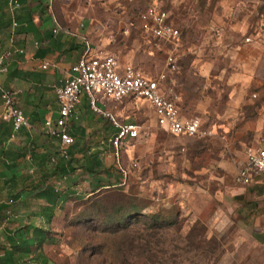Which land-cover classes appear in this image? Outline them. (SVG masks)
<instances>
[{"label":"rangeland","instance_id":"1","mask_svg":"<svg viewBox=\"0 0 264 264\" xmlns=\"http://www.w3.org/2000/svg\"><path fill=\"white\" fill-rule=\"evenodd\" d=\"M152 3L59 0L55 12L65 27L77 25L95 52L113 55L122 66L151 77L166 74L165 96L181 115L199 118L218 137H174L155 124L147 103L129 99L122 119L140 127V138L126 145L119 165L107 158V166L114 164L122 174V183L84 201L70 200L64 215L47 226L56 242L43 251L56 264H264V250L244 240V201L233 180L244 147L255 135H243L246 145L234 142V136L255 118L264 120V89L249 90L237 117H226L228 83L199 73L197 40L193 34L182 38V0L161 2L180 30L169 42L144 29L140 14ZM200 102L210 115L197 113ZM233 120L232 129L224 131L222 125ZM103 178L106 185L115 183L108 174ZM163 222L171 226L162 228ZM147 241L149 253L139 248Z\"/></svg>","mask_w":264,"mask_h":264},{"label":"crops","instance_id":"2","mask_svg":"<svg viewBox=\"0 0 264 264\" xmlns=\"http://www.w3.org/2000/svg\"><path fill=\"white\" fill-rule=\"evenodd\" d=\"M58 1L0 0V56L9 54L4 61L5 71L0 73V87L14 93L17 106L28 121L27 128L14 132L11 124L2 120L3 102L0 99V209L10 206L8 185L16 182L14 193H18L19 199L12 205V213L20 215L16 219L6 217L0 224V245L6 243L14 228L46 224L47 220L42 212L47 206L46 201L36 195L42 190L22 191L19 178L30 176L37 181L43 172H53V158L50 162L47 159L53 154L58 155L62 145L58 138L47 135L44 123L57 118L55 89L68 76L71 66L89 43L77 25L69 28L62 25L55 12ZM259 11L257 0H182V38L195 36L197 41L193 47L198 52L194 62L202 76L210 75L228 83L229 108L225 112L228 118L237 117L238 105L249 90L260 93L264 89V47L244 41L255 33ZM252 97L255 98V94ZM128 100L109 102L102 107L119 122L130 123L122 119ZM196 111L203 115L212 112L203 102L198 104ZM153 114L157 125L154 111ZM234 121L222 125L224 131L232 129ZM248 131L255 135L248 145L252 146L261 134L264 135V120L257 117L246 123L233 141L246 145V139L242 137ZM68 133L74 139V147L71 156L63 162L67 173L62 178L57 173L51 179L53 186L62 192L82 194L89 193L98 181L106 185L103 176L106 177L107 158L114 159L110 141L116 129L107 118L89 109L85 95H81L75 108V118L69 123ZM217 134L213 133L212 137H218ZM20 156L25 157L24 161L16 165L14 159ZM243 158L244 155L238 161ZM43 160L46 163L40 166ZM93 161L98 165L94 171L84 173L80 169L82 165L90 168ZM74 168L76 170L72 172ZM109 177L115 182V176ZM240 193L246 213L242 221L248 230V238L244 240L251 247L264 250V184L256 179L251 185L240 187ZM43 254L46 255L44 251ZM7 256L8 253H0V262Z\"/></svg>","mask_w":264,"mask_h":264},{"label":"built area","instance_id":"3","mask_svg":"<svg viewBox=\"0 0 264 264\" xmlns=\"http://www.w3.org/2000/svg\"><path fill=\"white\" fill-rule=\"evenodd\" d=\"M153 0L141 14L144 29L154 39L169 42L180 36V30L171 22L168 12L161 2ZM260 11L257 14V26L251 37L245 38L246 43L255 42L264 47V0H257ZM55 32V31H54ZM8 53L0 56V73L5 71L4 61ZM171 71L174 65L171 64ZM46 68V65H43ZM167 75L155 77L146 75L132 65L122 66L113 55L95 52L89 43L77 62L71 66L68 76L55 89V100L58 105V115L55 120L44 123L46 133L60 140L62 147L74 144V139L68 133L69 123L75 118V108L85 95L89 109L107 118L116 129L111 139L113 157L119 165L122 151L128 142L140 138V128L133 123L119 122L103 107L109 102H119L124 99L144 100L153 109L157 126L174 137L203 138L213 136V131L204 126L197 117L182 118L176 102L166 98L161 85ZM0 99L3 102L2 120L10 123L12 130L18 132L28 127V121L18 108L14 93L0 87ZM244 158L237 162L233 176L237 186L251 185L260 179L264 184V135L256 143L248 146L243 152Z\"/></svg>","mask_w":264,"mask_h":264},{"label":"trees","instance_id":"4","mask_svg":"<svg viewBox=\"0 0 264 264\" xmlns=\"http://www.w3.org/2000/svg\"><path fill=\"white\" fill-rule=\"evenodd\" d=\"M73 147L74 144L68 147H62L58 155L53 154L49 157V160L47 159V161L50 162L53 158V172H43L37 181H33L30 176H23L19 178V181L23 185L22 191L30 188L32 191H37L38 189L42 190L36 195L43 198L47 204V206L42 209V212H44L47 218L46 224H44L46 227L41 225L25 224L10 231V237L6 240V243L0 245V253H8L7 258L3 262H0V264H27V262H32L34 264H56L43 254L44 247L51 246L56 242L47 226H49L52 221L58 220L64 215L65 209L70 200L84 201L104 190L118 188V185L122 183V174L116 170V166L114 164H111L110 166H107L104 173L109 176L116 177L115 183L112 185H101L98 181L97 185H95L89 193L84 192L82 194H72L57 190L53 186L54 184L51 179L55 177L57 173L61 178L67 173L65 172L63 162L67 161V159L71 156ZM24 158V156L17 157L14 159L15 164L17 165L18 163H22ZM41 163L42 164L40 166L44 165L46 161L43 160ZM97 166L96 162L93 161L90 168L82 165L80 169H82L84 173H87L88 171H94V167L97 168ZM75 170L76 168L71 171L74 172ZM91 173L92 175L94 174L93 172ZM26 183H28V185H26ZM8 186L10 190L8 196V199H10V206L0 209V224L4 222L6 217H9V215L12 214V205H14L15 201L19 199L18 193H14L16 182ZM152 220L154 222L157 221L156 218H153ZM170 226L171 223L163 222L162 224V228H168ZM140 247H144V250L148 252L149 241H147L144 245H140L139 248Z\"/></svg>","mask_w":264,"mask_h":264}]
</instances>
